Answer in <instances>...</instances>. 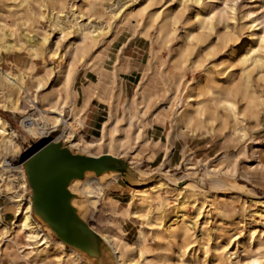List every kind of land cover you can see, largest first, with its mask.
Returning a JSON list of instances; mask_svg holds the SVG:
<instances>
[{"label":"rangeland","instance_id":"obj_1","mask_svg":"<svg viewBox=\"0 0 264 264\" xmlns=\"http://www.w3.org/2000/svg\"><path fill=\"white\" fill-rule=\"evenodd\" d=\"M44 2L47 1L0 0V26L8 24L13 27L14 36L12 39L21 44L19 48L10 49L9 47L7 51H0L1 74L9 69L14 78L15 74H24L28 64L30 67L28 71L33 75L40 76V74L51 72L49 81H52L57 71V61L48 54L47 49L52 45H58L59 50L65 51L71 47L73 42H81L80 37L69 24L54 28L48 21L44 22L42 13L47 11L42 6ZM226 3L228 5L234 4L236 10L234 13L225 14L227 22L225 19L224 22L216 21L217 29L224 32L226 29L223 28L228 23V31L231 33L238 31L240 41L247 43L250 40L248 39L250 30L247 28L253 17V15H249V12H255L254 15L261 12L255 4L256 0H217L214 2L218 9L223 11ZM178 4L179 0H158L150 8L154 10L160 7V9H170L171 11L179 9L183 10L185 16L193 17V10L197 8L194 4L186 1V4L177 8L179 7ZM66 7L67 4L64 3L62 9L65 15L69 16V5ZM94 10L96 12H92V20H98L99 17L104 19L101 5L96 6ZM123 21L120 24L114 22L106 39L96 47L89 49L86 57L90 59L89 68L85 73L79 74L76 84V88L79 89L78 99L83 94L81 79L84 78L82 76L88 81L84 84L88 90L90 83H95V88H93L95 94L91 100L90 113L84 125H81V122V126H77L78 124L74 121L71 125L65 124L63 127H58L60 130L54 131L55 133L50 132L48 137L40 133L36 136L31 135L27 131V125L24 121L32 117L40 118L43 102H29L24 98V94L21 93L17 85L0 74V102L9 106L17 104L23 110L13 112L4 104L0 106V115L8 121L9 129L16 132L15 140L20 145L19 152L15 157L6 155L0 136V163L3 164L0 171L9 175L12 174L11 169L13 167L20 165L26 174L28 166L34 164L39 170L36 174L27 173L31 187L20 189L24 198L30 196L31 191L33 193L36 191L40 181L51 177L56 183L57 192L65 195L69 201L72 198V192L68 186L73 178L84 176L88 170H92L96 174L112 169L119 171L118 177L108 181L109 183H104L103 188L98 185L97 181H93L91 185L93 194L88 196L86 219L84 220L92 236L99 235V232L112 231L120 239V242L131 243L132 249H135L136 244H138L136 234L138 227L143 222L141 217H132L130 214L133 210L131 202L134 200L130 180H140L159 173H163L170 180H174L179 189L182 185L188 184L184 196L188 198L190 203L197 199L199 202H205L207 208H211L213 217L210 219L209 225L212 235L222 236L224 241L233 240L238 233L244 238L247 237L248 233L245 226L248 223L246 224L243 216L247 212L246 209H253L247 203V199L250 197L264 198V103L259 106L261 116L259 124L250 120L247 112H245L244 118L238 121L241 127L243 124L246 127L244 138H239L237 134L232 133L229 127L221 126L217 122L214 125L208 124L206 128L196 131L186 129L181 122L177 124L172 120L174 109L177 107V100L183 95L188 85L193 83L190 78H199L200 69L197 71L193 69L192 72L170 66L166 60L167 51L165 49L158 50V44L156 42L152 44V41L142 34V25L136 18L126 14ZM177 27L178 38L182 35L183 25L178 24ZM26 32L33 35V39L37 35H46L47 43L43 45L36 39L37 43L33 46L36 51L31 50ZM178 41L176 39L174 43ZM151 46L156 52L155 55L152 54ZM44 59L47 62L45 65L42 62ZM189 64L190 62L188 66L191 67ZM47 65L52 68L49 69ZM23 78L21 76L22 83L28 84L31 88L34 87L36 82L25 81ZM259 84L264 86V82ZM125 87L130 98L128 106L130 115L133 117V123L131 126L125 124L123 136H126L131 128H138V120L134 118V107L135 102L141 101L144 93L152 97L149 101L151 108L157 105L162 108L156 116L148 118L153 127L150 129V138L145 142L146 137L135 139L134 135L131 134L122 147L112 151L115 156L106 154V150L92 151L96 154L103 152L98 157L84 152L82 148L86 147V143L82 139L92 140L97 137L98 123L105 118V114L109 110L110 104L104 98H108L111 93L116 94L117 111L120 112L123 96H125L123 94ZM45 94L46 91L40 92V96ZM262 94L264 101V90ZM253 103L250 101V104ZM141 106L144 107L143 104ZM243 107L244 103L239 101L241 111ZM64 113L68 120L67 123H69L67 108ZM53 115L57 116L58 114L53 113ZM70 130L74 131L75 137H79L78 134L82 136V139H79L81 142L76 147L70 146V140L73 136H70L68 140L60 137L62 133L68 136ZM58 136L60 138L56 139ZM43 143H45L46 148L44 152H40ZM73 157H78L76 168L73 167ZM136 168L140 170V173ZM177 192L178 190L174 192L163 190L155 196H146L142 200V204L151 205L155 211H160L165 207L169 209ZM214 193L221 195L215 196ZM91 199H96L95 204L91 202ZM16 210V205L10 202L7 197H0L2 218V221L0 219V240L6 234H15V240L6 242L0 250V264H27L21 253V247L25 243L24 237L22 234L12 231ZM188 210L192 211L193 208L189 206ZM259 230L257 231L258 240L255 241L258 242L264 252V236H261ZM6 231L10 232L6 233ZM153 231L150 230V234H153ZM51 238L54 241L57 236ZM206 242L198 238L193 245L198 249V254L202 256V246L205 243L208 247V263H211L215 255L214 241ZM37 243L38 240L35 241V244ZM64 243L67 246L82 247V243ZM162 244L157 241L140 243V248L143 251L149 250L150 253L138 256L136 252H133L131 259H134V264H161L160 261L165 252L171 257V262L168 264H183L177 256L178 250L183 249L185 245L182 239H178L170 250L164 251ZM38 248H42V246ZM80 250L84 251V249ZM258 253L259 251L256 250L255 246L246 242V246L240 253V259L237 260H229L219 250L218 264H264L263 257H259L261 262L254 260L258 257ZM91 255L95 256L94 253ZM146 256L147 258H145ZM85 260L84 255H81L77 263L68 259L67 256L61 258L60 261L52 257L45 263L37 261L34 264H82ZM96 264H99L98 259H96Z\"/></svg>","mask_w":264,"mask_h":264},{"label":"bare ground","instance_id":"obj_2","mask_svg":"<svg viewBox=\"0 0 264 264\" xmlns=\"http://www.w3.org/2000/svg\"><path fill=\"white\" fill-rule=\"evenodd\" d=\"M44 1H47L42 4L47 10L46 13L45 11L42 13L44 22L48 21L54 28L69 24L80 37L81 42L79 43L81 44L73 42L71 47L65 51L59 50L58 45H52L47 49L48 54L57 61V71L52 81H49L51 72L40 74V76L33 75L28 71L30 70L28 64L25 67V73L15 74L14 78L9 69L2 74L0 72L5 79L18 86V89L24 94V98L29 102H43L40 118L32 117V124L26 127L31 135L36 136L40 133L48 137L50 132L60 130L58 127H63L65 124L71 125L74 121L78 124L77 126L81 124L82 116L76 107V104L80 102H78L79 89L76 88V84L79 74L85 73L89 68L90 59L86 58L88 51L105 40L113 27V23H122L126 14L140 22L142 34L149 38L152 44L156 42L159 47L158 50L165 49L167 51L166 60L170 66L192 72L193 69L196 71L200 69L199 78H190L193 83L188 85L183 95L177 100V107H175L172 116L174 122L177 124L181 122L186 129L193 131L201 130L206 128L208 124L214 125L217 122L221 126L229 127L232 133L237 134L239 138L246 136L245 125L243 124L241 127L238 124V121L244 118L245 112L249 114L250 120H254L256 124L260 123L259 106L264 103L262 94L264 86L259 84L264 82V0H256L255 4L261 10L259 14L254 15L255 12H249V15H253V17L247 28L250 30L248 34L250 40L247 43L240 41L238 31L233 33L228 31V23L223 28L226 29L224 32L217 29L216 21L224 22L225 14L234 13L236 10L234 4L228 5L227 3L224 11L218 9L214 4L217 0H179L177 5L179 7L177 8L186 4V1L197 7L193 10L192 18L185 16L183 10L179 9L171 11L159 7L151 10L150 7L158 0ZM80 1L82 2L79 3ZM64 3L67 4V7L69 5V16H66L62 9ZM98 5L103 8L104 19L99 17L98 20H92V12H96L94 9ZM225 22H227L226 19ZM178 24L183 25V32L177 38ZM153 31L154 34L152 35ZM13 34V27L8 24L0 26V51H7L9 47L10 49L21 47V44L12 39ZM26 36L29 47L33 51H36V48L33 47L37 43L36 39L43 45L47 43L46 35H37L33 39V35L26 32ZM176 39L179 41L174 43ZM152 50V54L155 55L156 52L153 47ZM188 61L191 67L188 66ZM42 62L43 65L47 63L45 59ZM47 67L52 68L48 65ZM21 76L24 77L25 81L36 82L34 87L31 88L28 84L22 83ZM82 77L85 79L84 76ZM84 79H81L83 87L84 84L88 83L86 79L83 81ZM42 91H46L44 96H40ZM113 97L114 94L112 100ZM84 98L86 99V97ZM239 101L244 103L242 111L239 108ZM250 101L254 103L250 104ZM3 104L13 112L23 111L17 104L9 106L0 102V106ZM141 105L140 100L136 102L134 118L139 121V127L135 131L130 127L133 123V117L129 114V110L126 108L125 114L120 116L110 106L107 122H104L101 128L103 138L98 144L105 145L108 150L116 145H123L125 138L122 134L125 131V124L130 125L131 134L137 138L146 136L151 127L148 117L158 114L160 105L148 111H144ZM66 108L70 119L69 123H67V117L64 115ZM53 113L58 115L55 116ZM23 114L26 115V113ZM51 127L54 128L50 130ZM71 128L76 129L75 127ZM73 132L70 130L68 136L62 133L60 137L68 140L70 136H73L70 140V146L76 147L81 141L79 137H75ZM15 135L16 132L9 129L8 121L0 115V136L4 145V154L12 157H15L20 149L19 143L15 140ZM60 137L58 136L56 139ZM85 143L87 146L93 145L91 142L86 141ZM44 147L45 143L41 145V149ZM83 151L94 157L102 155H95L90 150L83 149ZM106 154L114 155L112 153ZM73 160V167L76 168L78 157H73ZM2 165L0 163V167ZM38 170L37 166L30 164L26 169V174L20 165L13 167L11 169L12 174L9 175L0 171V197H7L17 207L12 231L20 233L24 237L25 243L21 247V253L27 264H34L37 261L45 263L52 257L60 261L65 256L77 263L81 255L86 258L82 264H96V259L99 260V264H134V259H131L133 252H136L138 256L150 253L149 250L143 251L140 248V243L161 242L163 243L162 249L165 251L170 250L178 239H182L185 243L183 249L180 248L177 253L183 264H218L219 250L231 261L240 259V253L246 246V242L255 246L256 250L259 251L255 261L261 262L259 257L264 258L263 250L255 241L258 240L257 231L259 227L261 228L259 230L261 236H264V198L250 197L247 199V203L253 207L251 210L246 209L245 217L243 216L246 224L248 223L245 226L248 233L247 237L244 238L238 233L233 240L224 241L222 236H214L210 232L209 222L213 217L211 208H207L205 202H199L197 199L190 203L188 198L184 196L188 184L182 185L179 189L176 187V182L170 180L163 173L147 176V178L140 180H130L134 199L131 202L133 210L130 214L132 217H141L143 222L138 227L136 234L138 244H136L135 249H132L131 243L120 242V239L112 231L99 232L102 238L99 235L92 236L84 220L86 219L88 196L93 194L91 192L93 181H97L98 185L103 188L104 183L118 177L119 171L112 169L96 174L94 171L88 170L84 176L73 178L68 186L72 192V198L69 201L73 209L72 212L62 194L58 195L55 207L50 209L41 205L42 210L37 209L35 200L41 197V191H38L40 186L34 193L31 191V195L24 198L20 189L31 187L27 173L36 174ZM137 171L140 170L137 169ZM46 181L49 191L57 192L55 181L51 177H48ZM45 185L46 183L43 184V186ZM163 190L166 192L178 190L169 209L165 207L160 211H155L151 205L142 204V200L146 196H155ZM57 193L59 194V192ZM213 195L221 194L214 193ZM95 201L96 199H91L93 204ZM189 206L193 208L192 211L188 210ZM46 217L51 220L52 224L48 222ZM0 219L2 221L1 214ZM149 229L154 230V233L150 234ZM14 236L15 234L12 233L6 234L0 240V250L6 242L15 240ZM52 236L53 238L57 236V238L53 241ZM198 238L205 242L214 241L215 258H212L211 263H208V247L205 243L202 246V256L198 254L196 246L194 247L193 244L197 242ZM36 240H38L37 244H35ZM64 242L82 243V247L67 246ZM39 246L42 248H38ZM80 249H84L85 252ZM93 253L95 254L94 257L91 255ZM163 255L161 264L171 262L170 256L165 252Z\"/></svg>","mask_w":264,"mask_h":264},{"label":"crops","instance_id":"obj_3","mask_svg":"<svg viewBox=\"0 0 264 264\" xmlns=\"http://www.w3.org/2000/svg\"><path fill=\"white\" fill-rule=\"evenodd\" d=\"M91 85H90V87H89V90L87 89V86H82L81 88H82V92H83V94H82V96H80L79 97V99H78V102L79 103H77L76 104V107L78 108V111L81 113V116H82V124L81 125H84V123L86 122V119H87V117H88V114L90 113V107H91V100H92V98L94 97L93 95L95 94V92L93 91V88H95L94 87V84L91 82L90 83ZM98 87V86H97ZM96 87V88H97ZM87 93V94H86ZM123 94L126 96H123V104H122V107H121V110H120V112H118L117 111V105H116V102H117V100H116V98H117V96H116V94H114V97H113V100H112V95H113V93H111L109 96H108V98H104L109 104H110V106L112 107V109H113V111H115V113L117 114V115H120V116H122V115H124L125 114V112H126V108L129 110V106H128V101H129V96H128V91H127V88L125 87V90L123 89ZM84 97H86V99L84 98ZM99 97H101V95H99ZM151 96H148L147 94H143L142 95V98H141V103L143 104V110L144 111H148V110H150L151 109V107L149 106V101L151 100ZM82 101H84V102H82ZM16 105V104H15ZM83 107H82V106ZM18 106V105H17ZM81 108H80V107ZM19 107V106H18ZM135 107H136V102H135ZM135 107H134V110H135ZM20 108V107H19ZM161 109L162 108H160V110H159V113L161 112ZM135 113V112H134ZM129 114H130V110H129ZM106 116H105V118L104 119H102L99 123H98V128H97V137L96 138H93L92 140H85L84 138L82 139V136H81V134H78L79 135V139H82L84 142H91V143H93V145L92 146H87V145H85L86 147H84L83 149H85V150H90L91 151V153H93L92 151H101V150H106L105 152L106 153H112V154H114L112 151L114 150V149H118L119 147H122L123 145H121V146H119V145H116V146H114L112 149H110V150H108L107 148H106V146L105 145H99L98 143H99V141L100 140H102V131H101V128H102V124H104V122H107V119H108V115H109V110L106 112V114H105ZM157 115V114H156ZM156 115H152V116H156ZM150 117V116H149ZM148 117V118H149ZM95 119H96V117L94 118V121H95ZM148 121L150 122V125H151V127H150V129L151 128H153L152 127V123H151V121L148 119ZM139 122V121H138ZM80 125V126H81ZM138 127H139V123H138ZM138 129V128H137ZM150 129H149V133L145 136V135H143V136H141V137H146L145 138V142H147V140L150 138ZM132 130L134 131V130H136V129H134V128H132ZM101 131V132H100ZM131 129H130V131L128 132V134L126 135V136H123V137H125V140L131 135ZM134 137H135V139H140V138H137L135 135H134ZM80 143V142H79ZM125 143V142H124ZM86 148H88V149H86ZM103 152H101V153H98V154H96V153H93V154H95V155H101ZM41 183L39 184V186H40V188H39V190L38 191H41V197L40 198H37V200H35V204H36V208L37 209H39V210H42V208H41V205H44L45 207H47V208H53V207H55L56 206V202H57V199H58V195H61V193L59 192V194L57 193V192H55V193H52V192H50L49 191V186L47 185V181L46 180H44V181H40ZM44 183H46V187L45 186H43V184ZM37 189H38V186H37ZM36 189V190H37ZM63 195V194H62ZM64 197H65V195H63ZM66 198V197H65ZM66 201H67V203H68V206H69V208L71 209V211L73 212V209H72V207H71V205H70V202H69V200L66 198ZM47 218V220H48V222L50 223V224H52V222H51V220L48 218V217H46Z\"/></svg>","mask_w":264,"mask_h":264},{"label":"built area","instance_id":"obj_4","mask_svg":"<svg viewBox=\"0 0 264 264\" xmlns=\"http://www.w3.org/2000/svg\"><path fill=\"white\" fill-rule=\"evenodd\" d=\"M24 122L28 126V125H31L33 121L31 118H27Z\"/></svg>","mask_w":264,"mask_h":264},{"label":"water","instance_id":"obj_5","mask_svg":"<svg viewBox=\"0 0 264 264\" xmlns=\"http://www.w3.org/2000/svg\"><path fill=\"white\" fill-rule=\"evenodd\" d=\"M45 148H46V147H44L43 149H40L39 151H40V152H44Z\"/></svg>","mask_w":264,"mask_h":264}]
</instances>
